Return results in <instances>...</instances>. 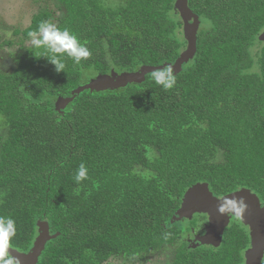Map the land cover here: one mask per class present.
<instances>
[{
	"label": "trees",
	"instance_id": "16d2710c",
	"mask_svg": "<svg viewBox=\"0 0 264 264\" xmlns=\"http://www.w3.org/2000/svg\"><path fill=\"white\" fill-rule=\"evenodd\" d=\"M5 45L29 42L44 22L68 29L91 55L75 64L31 47L11 74L0 70V216L16 222L9 248L28 253L46 222L38 264H106L176 244L186 192L209 184L217 198L250 189L264 201V0H190L203 22L195 58L164 90L152 79L120 90L73 94L98 76L174 64L187 49L176 0H56ZM73 99L56 110L59 99ZM83 163L88 179L77 183ZM240 224L219 248L182 245L172 264H242Z\"/></svg>",
	"mask_w": 264,
	"mask_h": 264
},
{
	"label": "water",
	"instance_id": "95a60500",
	"mask_svg": "<svg viewBox=\"0 0 264 264\" xmlns=\"http://www.w3.org/2000/svg\"><path fill=\"white\" fill-rule=\"evenodd\" d=\"M189 1L176 0L175 3V10L181 12L187 49L174 64H170L174 68V73L181 71L186 63L195 58L197 53V37L200 29V21L199 17L194 15L190 10L188 5ZM191 18L194 19L193 24H190ZM259 40L264 42V32L260 35ZM157 68L161 67H143L135 73L118 74L112 72V75L98 76L90 81V83L79 87L73 94L79 95L87 90L106 92L122 89L131 84H141L146 80V76L157 70ZM72 101L73 99H59L56 103V110L59 112L66 109ZM225 198L236 201L243 199L246 204L245 210L238 216L232 213L220 214L218 208L221 201ZM195 213L207 215L209 217V225L206 228V234L198 237L191 249H196L200 246L219 248L222 245L224 234L230 225L231 218L236 216L244 223L252 226L253 252L249 253L251 259L249 264H260L258 259L262 257L264 249V207L260 203V198L250 189L244 188L222 198H217L210 191L209 184H196L182 198L181 207L175 215V222L179 223L185 218L191 220ZM38 228V236L28 253H22L12 248L8 249L9 253L18 260L19 264H38L46 245L59 236V234H51L50 226L46 222L40 221ZM196 242H198L197 245ZM259 250L262 252H259ZM252 258L256 259L252 260Z\"/></svg>",
	"mask_w": 264,
	"mask_h": 264
},
{
	"label": "rangeland",
	"instance_id": "374dc122",
	"mask_svg": "<svg viewBox=\"0 0 264 264\" xmlns=\"http://www.w3.org/2000/svg\"><path fill=\"white\" fill-rule=\"evenodd\" d=\"M126 1L127 0H103V4L105 6L118 7ZM58 5L59 3L56 0H0V70L3 73H13L19 67L21 62H25L27 58V50L32 47L30 42L25 44L26 48L24 49L18 44H15L12 48L7 47L5 45L6 42H20V38L15 37L13 32H15L16 29L22 31L28 28L32 22L33 16L44 8H48L55 14L57 19H61L64 16V13L60 10ZM175 13L182 21L181 12L176 11ZM199 21L200 32L201 27H203V22H201L200 17ZM193 23L194 19L191 18L190 24ZM109 75H112V73ZM88 83H90V81ZM6 134V122L3 119H0V146L6 139ZM198 215L200 214L195 213L191 220L186 218L183 220L184 226H182V230H184V235L182 234L183 236H181L180 240L173 246L166 247L161 251L150 253L144 257L145 260H141L139 257L128 259L125 256H121L112 258L106 264H172L176 253L182 245L191 249L193 248L196 239L201 236L200 234L198 235V231L201 230L202 233L204 232V234H206V228L209 225V221H203L200 219L198 220L197 225L192 224V220L198 218Z\"/></svg>",
	"mask_w": 264,
	"mask_h": 264
},
{
	"label": "clouds",
	"instance_id": "9594fccd",
	"mask_svg": "<svg viewBox=\"0 0 264 264\" xmlns=\"http://www.w3.org/2000/svg\"><path fill=\"white\" fill-rule=\"evenodd\" d=\"M30 45L36 49L44 48L51 53L49 62L55 66L57 72L63 71L65 64L61 57L71 58L75 64H80L82 60L90 57L89 49L79 41L77 36L68 29L61 30L55 23L42 21L36 30L28 32ZM152 79L164 90L172 89L176 84L174 68L167 65L152 72ZM79 184L88 179V169L81 163L74 177ZM246 208L243 199L236 201L225 198L218 208L220 214L232 213L241 214ZM16 235V222L11 217L0 216V264H19L8 249L11 240Z\"/></svg>",
	"mask_w": 264,
	"mask_h": 264
},
{
	"label": "flooded vegetation",
	"instance_id": "af4514ba",
	"mask_svg": "<svg viewBox=\"0 0 264 264\" xmlns=\"http://www.w3.org/2000/svg\"><path fill=\"white\" fill-rule=\"evenodd\" d=\"M201 20V19H200ZM202 28V27H201ZM260 203H261V205H262V207H264V201H262V200H260ZM199 217L198 218H194L193 220H192V224L193 225H197L198 224V220H200V219H202L203 221L204 220H207V221H209V217L207 216V215H205V214H200V215H198ZM179 223H181L180 225H181V229H183L182 228V226H184V222L183 221H181V222H179ZM232 223H237V224H240L241 225V227H242V229H243V232H244V234H245V238H246V242H247V244H248V246L243 250V252H242V264H249V261L251 260L250 259V257H249V253L250 252H253V250H252V231H253V228H252V226H250L249 224H247V223H244L243 221H241L239 218H237L236 216H233L232 218H231V221H230V225L232 224ZM230 225H229V227H230ZM186 231V230H185ZM183 232H184V230H182V234H183ZM181 234V236H183ZM201 235V236H203V235H205L204 234V232L202 233V231L201 230H199L198 231V235ZM225 235V234H224ZM196 244H198V242H196ZM200 247H203V246H200ZM259 252H262V251H260L259 250ZM256 258H252V260H255ZM259 260V262H260V264H264V249H263V252H262V257L261 258H259L258 259Z\"/></svg>",
	"mask_w": 264,
	"mask_h": 264
}]
</instances>
